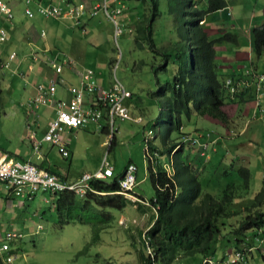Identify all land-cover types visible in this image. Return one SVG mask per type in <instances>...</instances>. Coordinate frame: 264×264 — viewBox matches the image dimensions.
<instances>
[{"label":"crops","instance_id":"0c3cea01","mask_svg":"<svg viewBox=\"0 0 264 264\" xmlns=\"http://www.w3.org/2000/svg\"><path fill=\"white\" fill-rule=\"evenodd\" d=\"M2 1L12 8L14 18L12 23L8 24L4 16L0 14V25L7 28L5 40L0 41V80L3 82L7 94H11L14 91L12 87V80L14 78L23 79L28 85L29 91L26 93L25 97H22L25 99L23 103L17 105L9 103L0 108V151L8 154V156L14 160L30 161L38 167L56 174L62 181L72 182L84 172L94 173L99 169L104 154L107 153L108 155V153L114 150L117 142L123 140V129H128L136 139H139L141 144L145 138L144 133L147 129L145 124L146 119L144 117L145 112L142 111L145 109L143 107L137 108V111L134 109L137 107L136 104L132 103V99H135L133 97L134 94L131 90L127 89L131 93V96L127 98L129 99L128 103L131 106H127L131 112L134 113H132L133 116L142 115L144 119L141 116L142 120L140 122L131 120L117 121L118 126L116 125V132L119 133V128L121 132L119 134L115 132L114 141L110 143L109 146L107 144L108 132L105 133L106 131H102L103 120L100 125L86 124L77 128L66 129L61 133V138L67 142L69 150V155L67 157L62 156L58 151L57 146L49 142H41L38 151L33 149L31 136L33 135L35 139H41L46 133L49 121L56 114L54 99L68 98L70 96L67 87L78 83V75L76 71L80 72L85 67L92 68L95 71V80L98 83L105 87H108L112 83V80H110L100 68V65L104 64V60L102 59L104 56H102L98 50L102 41L101 38L105 36L110 37L111 31H113V26L103 14H100V12L94 17H90L88 14L85 15L82 18L80 25L76 26L70 19L42 17L38 14L27 16L24 14V9L26 7L24 0ZM79 1L86 2L88 9L100 2V0H32L29 6L34 10L38 3L47 4L49 2H57L62 4L63 2L77 3ZM122 1L124 9L119 15V18L125 23V25L129 26L127 28L131 29L133 32L138 25L146 24L149 14L148 4L146 2L143 1L138 3L137 0H131L132 2L129 3V0ZM196 1L195 4L198 5V7L206 6V0ZM226 3L227 6L224 9L215 11L205 18L203 28L210 38L218 37L220 29L230 31L237 35V43L222 42L215 45L216 55L214 63L216 65V71L223 77V79H226L227 77L240 79L246 84L247 88L252 91L253 98L251 100L240 102V104L236 102H227L223 105L222 109L229 117L228 125H223L218 120L207 116H200L201 122L204 123L205 128L196 130L197 132L192 136L202 134L201 141L206 140L210 142L208 156L201 157L199 147L190 144L185 146V151L188 153V160L191 164H196L199 158L205 160V165L207 163L210 164L216 159L217 168L221 169L222 166L224 167L222 170H228L233 173L240 165L249 167L248 163L250 157L248 151L237 153L235 148H242L243 145L251 143L252 138L249 134V129L252 124L264 127V112L262 111L264 108V82L261 83V91L258 94L259 101L258 104H256L257 99L254 93L255 86L253 81L254 75L264 72V49L258 56L255 54L253 38L251 35L252 27L259 26L264 21V0H226ZM140 4L143 5V8H141ZM142 21L143 23H141ZM223 23H226L227 25ZM85 29L86 31L87 29L92 31V36L90 38H85V35H82V33H85ZM73 31H75V36L73 35ZM132 32L130 33L133 34ZM171 37L172 39L169 38L167 44L165 43L166 45H161L162 48L164 47L166 50H169L173 45L172 43L179 40L177 36ZM82 41H88V43L85 44L83 42L84 47L81 51L79 45H82ZM11 52H16L14 58H10L9 55ZM56 52L66 54L73 59L75 63L72 67L63 68L62 72L58 75H56L45 63V55ZM32 53H38L40 59L33 60ZM156 56L160 58V55ZM171 66L175 71L176 67L174 65ZM50 76H57L58 78L57 89L52 101L48 105L41 106L37 109L27 107L26 102L35 93L34 86L38 83L46 82ZM5 78L8 79V81H6ZM0 91L2 90L0 89ZM158 116H161L163 120H165L164 110H162ZM195 117L197 116L192 115L187 120L192 121ZM130 122L138 125L141 135L137 129H133ZM161 127L163 129V135H166L167 124L162 123ZM180 130L183 132V126ZM89 131L99 133L100 135L98 139L95 141L89 139ZM173 133L178 135L177 132ZM183 133L186 134L185 132ZM177 137L178 136L174 138L176 141L178 140ZM169 138L170 140H174L172 139V133H170ZM229 139L231 140L228 141ZM225 145L230 147V155L225 154L226 152H221L222 148L219 147H224L226 151L227 147ZM212 148H215L216 150L213 151ZM80 151H84V153L90 152L97 158L96 163L90 166L89 169H87V166L74 167L75 161L79 160L77 155ZM226 155L228 156L229 161H226ZM144 156L148 159L145 151ZM161 159L163 160V157L160 158V160ZM129 162H132V160H129ZM163 162L164 167L166 168L167 162L165 160H163ZM244 162L247 164H243ZM125 168L126 166L118 172L116 167L113 166V174L111 178L114 176H122ZM166 169L171 173L170 167ZM137 170L135 172L136 177L138 175L136 174ZM1 183H3V187H0V226L5 221L7 222L9 220V212L15 214L14 218H16V210L11 205L12 201L15 203L16 208L21 210L25 205L24 202L18 201L14 195L11 194L8 184L4 182ZM234 183L236 185H242L241 178L239 177ZM217 189L218 188L215 186L212 188L207 187V190H209L210 193L217 192ZM203 191H205L204 188ZM39 193H42L41 197H43L44 202L45 200H48L49 202L47 197L48 195L52 196V193L49 191H41ZM133 194L137 198L142 195L143 200L150 198L145 196V194L136 192L135 189L133 190ZM240 196L234 200L231 209L239 210L247 204L243 198H240ZM15 199L19 202L18 204ZM2 204H5V207L3 206L4 209L1 207ZM51 205L52 206L49 208H52L55 212L53 202ZM34 215H39V213L35 212ZM40 216V218L43 219V211ZM120 218L123 220H131L134 223L133 226H135L137 231V240L138 231L142 233L146 227L152 224L151 211L147 208L145 209L143 206L142 209H138L135 203L125 207L119 213L117 221H120ZM52 219L55 220L53 227L57 229L56 219L53 217ZM23 227L28 231V228L31 226H29L28 222L25 223L23 220ZM41 227L42 225L38 224L34 229L30 228V232H23L22 234H34L38 230L41 231L43 229V227ZM6 232L7 231H5L4 234ZM250 233L251 231H249V234ZM132 236L135 235H129L127 237L130 240ZM100 241H103V239H100ZM1 242L2 241L0 240V244ZM233 247L234 246L231 248L233 249ZM132 248L133 251L136 250L134 247ZM257 248L253 250V253L251 254V264H264V243L262 248ZM124 251L125 250L122 252ZM129 251V249L126 250V252ZM98 252L99 251H97L99 257L103 259H109V255L111 256L110 252L108 256H103L101 252ZM4 254L5 253L0 251V259L2 258L1 255ZM200 261L201 259L199 262ZM138 264H140V262Z\"/></svg>","mask_w":264,"mask_h":264},{"label":"trees","instance_id":"16d2710c","mask_svg":"<svg viewBox=\"0 0 264 264\" xmlns=\"http://www.w3.org/2000/svg\"><path fill=\"white\" fill-rule=\"evenodd\" d=\"M137 1L148 4L149 14L146 24L135 28L134 41L141 48L146 42L145 46L153 54L162 57L163 65L152 66L155 74L160 70H166L168 64L176 67L170 79L158 83L156 90L149 93L151 98L157 100L161 110H164L165 117L163 120L161 116H157L153 127L162 125L163 121L167 124V134L161 136L162 147L148 141L150 155L147 159V172L154 195L148 199V206L142 205L139 201L133 202L121 193L118 181L121 175L93 179L91 185L95 191H88L84 198H79L74 192L67 190L52 193L57 229H62L69 223H90L91 238L82 250L86 254L90 247L101 239L102 231L109 233L112 224L117 223L119 213L126 206L135 203L138 209H142V206L149 209L152 220V225L146 232L147 239L138 231V240L136 236L129 240L130 245L138 253L140 264H150L145 251L146 243L153 248L159 264H173L182 256L195 254H198L201 260L215 257L231 244L234 246L233 249L259 244L260 240L253 238L257 236L254 230L264 226V174L261 187L254 194L252 203L245 204L239 210L231 209L238 197L235 192L243 186L246 190L249 188V168L240 166L236 169L242 185L228 183L216 194L203 191L200 176L204 172L205 160L199 158L196 164L190 163L188 153L185 151L187 145L182 141L186 134L180 130L183 126V117L189 119L192 115L207 116L228 125L229 117L222 109L223 105L227 102L239 103L253 98V93L249 89L231 93L225 79L216 71L215 45L222 42L237 43V35L220 29L218 37L210 38L203 28L205 18L215 11L224 9L227 6L226 0H206V6H199L201 8L195 4L196 0H165L170 5V11L172 5L175 6L171 12L172 18L180 23L177 35L179 40L175 41L169 50L157 47L152 37L153 23L160 15V0ZM251 35L255 54L258 56L264 49V21L259 26L252 27ZM183 43L188 46L191 63L183 53ZM112 63L113 60L110 61V64ZM102 131L108 132V125L105 122L102 124ZM173 132L178 133L177 139L180 141L170 140V133ZM163 155L168 157L172 155L171 173L160 160ZM224 174H230V171L226 170ZM138 198L143 200L142 195ZM90 209L95 210L91 221L85 215ZM108 209H115L118 212L113 213ZM232 216L238 217L237 227L225 229L226 225H230L227 220ZM223 227L227 230L226 234L222 230ZM229 234H232L233 238L229 239ZM249 235L251 240L248 239ZM1 238L0 236V240ZM262 246L263 243L257 249ZM253 250L255 249L248 253L249 264ZM96 261L97 264H114L110 259L100 258L99 254H96Z\"/></svg>","mask_w":264,"mask_h":264},{"label":"rangeland","instance_id":"374dc122","mask_svg":"<svg viewBox=\"0 0 264 264\" xmlns=\"http://www.w3.org/2000/svg\"><path fill=\"white\" fill-rule=\"evenodd\" d=\"M131 2L132 1L129 0V3ZM137 2L140 3L142 1ZM140 6L143 8L142 4H140ZM159 9L160 15L156 18L152 26V37L157 47H162V44H167L169 38L172 39L171 36L175 37L179 34L178 27L180 23H177L176 20L172 18L171 12L175 9L174 5H172V11H170L169 3L165 0H160ZM100 14L102 15V13ZM223 24L227 25L226 23ZM127 27L129 26L125 25L124 23L122 33L116 37L114 36L113 28L110 37L105 36L101 38L102 41L100 43L98 52L104 56V58H102L104 60V64H101L100 68L109 77V79L112 80V82L116 79L126 90L128 89L133 92V97L135 99H132V103L137 105V107L134 109L136 111L139 107H143L145 109L142 111L145 112L144 117L146 119L145 124L147 129L145 130V138L141 144L139 139H136L128 129H123V140L117 142L114 150L108 153L107 158L113 164V166L116 167L118 172L126 166L129 160H132V163H134L138 169L136 173L138 175L136 177V183L133 187V190L135 189L136 192L145 194L147 197H151L154 194V189L148 177V161L145 158L143 151L144 143L145 139H150V142L160 146L163 129L160 124H158L156 127H153L157 116L160 115L162 110L160 108L159 112L157 100L151 98L149 93L156 90L158 83L161 84L164 83L165 80L170 79L174 74V69L170 64H168L166 70H160L155 74L152 71V66H156L158 64L163 65L164 62H162V57L158 58L156 54H153L145 46L146 42L143 44L144 46L142 48L139 47V45L134 41L136 30L134 29L132 32L133 34H131L129 28ZM84 31L85 33H82V35H85V38H90L92 36V31H89L88 29L87 31L86 29ZM73 35L75 36V31H73ZM83 42L85 44L88 43V41H82V45H79V49L81 51L84 47ZM182 48L184 49L185 54L187 51L185 56H187V59L189 60L190 53L188 52L185 43L182 44ZM111 60H113L112 64H110ZM6 81H8V79H6ZM12 87L14 91L11 94H7L3 86V82L0 80V89L2 90L0 91V108L1 106L9 103L17 105L24 102L25 99L22 97H25L26 93L29 91L28 85L25 83V81L21 78H14L12 80ZM128 101L129 99H126L125 103L129 106L130 104ZM238 104H240V102ZM117 121L119 120L115 121L116 128L118 126ZM182 121L183 132L189 136L194 135L197 132L196 130L205 128L204 123L201 122V117L198 116L193 118L192 121H188L187 118L183 117ZM130 125L133 127V129H137V131L140 133L137 124L130 122ZM148 130H152V137H150ZM120 132L121 130L119 128V133ZM88 134L89 139H93L94 141L97 140L100 135L97 132L91 131H89ZM249 134L252 138L251 143L243 145L242 148H235L237 153L248 151L250 156L248 163V168L250 170L249 188L248 190H245V186H239L241 189L235 192V195L238 197L240 195H244L245 197L240 196V198H243V200H245V202L248 204L252 203L254 194L260 189L264 174V127L252 124L249 129ZM176 136H178L176 133H172V139H174ZM230 140L231 139L228 141ZM184 144L189 145V143ZM219 148H222V153L226 152L225 154L227 155L231 154L230 147H227L226 151L222 146ZM77 156L79 160L75 161L74 167L87 166V169H89V167L95 164L97 161V158L90 152L84 153V151H80L78 152ZM170 158L171 160L169 162ZM163 160H165L168 167H170L172 157L163 155ZM226 161H229L228 156ZM243 164L247 163L244 162ZM222 168L224 167L221 166V169L217 168L216 159L210 164L207 163L205 165L203 170L204 172L200 176V181L205 191H209L207 190V187L212 188L215 186L218 188L217 190H219L220 193L226 184L231 182L234 183L237 179H239V174L237 171L233 173L230 171L231 174L226 175L224 174L225 171L222 170ZM0 187H3V183L1 182ZM216 193L217 192L212 194ZM41 196L42 193L38 192L33 199L24 201L25 205L23 206L22 210L16 208L15 203L12 201L11 205L16 210V218H14L15 214L9 212V220L7 222L5 221L0 226L1 237L4 236L5 231H14L21 234L20 237L15 235V238H13L11 241L13 250L12 252L17 254V258L15 259L17 264H97V251L101 252L103 256H108L110 252L111 256L109 255V259L112 260L114 264L139 263L138 253L136 250L133 251V248L130 245V241L127 237L129 235L136 236L137 234L136 228L133 226L134 223L131 220H123L120 218V221H117L115 224L113 223L110 227V230H108V234L103 231L101 232L100 236L101 240L103 239V241L99 240L96 244L90 247L86 254H84L82 252L84 245L91 238V224L76 222L67 224L61 230L54 228L53 224L55 223V220H53L52 217L56 219V213L52 208H49L52 206L51 204L54 201V198L48 195L47 198L49 199V202L45 203L43 201V197ZM126 197L130 198L132 201H137V199L134 197ZM15 201L17 204L19 203L16 199ZM147 201L148 199H144L142 202H139L143 205H148ZM3 206L5 207V204L1 205L2 209H4ZM108 210L112 211L113 213L118 212L115 209ZM42 211L44 215L43 219L40 218ZM35 212H38L39 215H34ZM94 212V209H90L85 212V215L89 217V221L92 220L91 216H93L92 214ZM23 220L25 223L28 222L29 226H31L28 228V231H26L27 229L23 227ZM222 222L224 223V221ZM227 223L230 225H226L227 227H225V229L230 227L231 229L236 228L238 225V217H230L227 220ZM38 224L42 225L43 227L41 231L38 230L34 234H22L23 232H30V228L34 229ZM151 225L144 229L145 233L151 227ZM225 229L224 227L222 228L226 234L227 230ZM228 238H233L232 234H229ZM250 238L251 235L248 236V239ZM232 246L233 245H231V247ZM231 247L229 249H224L221 253L218 252L215 257L221 256L224 252H232L233 249ZM127 249L130 251L126 252ZM123 250L125 251L122 252ZM199 257L200 256L198 254L192 256H182L173 264H200Z\"/></svg>","mask_w":264,"mask_h":264},{"label":"built area","instance_id":"2783aa9c","mask_svg":"<svg viewBox=\"0 0 264 264\" xmlns=\"http://www.w3.org/2000/svg\"><path fill=\"white\" fill-rule=\"evenodd\" d=\"M32 0H24L25 9L24 14L32 16L38 14L42 17H50L55 19H70L74 25L79 26L82 18L88 14L90 17L96 16L99 12L108 19L114 28V36L122 33L124 23L119 18V15L124 9L122 0H101L100 3L88 9L86 2L79 1L77 3L57 2L38 3L33 10L29 4ZM0 14H2L8 24L13 21L12 8L0 0ZM132 32L131 29H129ZM7 35V28L0 25V41H4ZM10 58L16 56V52L10 53ZM33 60H39L38 53H32ZM45 63L54 71L56 75L60 74L65 67H72L74 60L66 54L56 52L45 55ZM78 75V83L69 85L67 87L68 98H55V116L49 121L46 133L41 139H35L32 135V146L35 151L40 148L41 142H49L57 146L58 151L62 156L67 157L69 150L67 142L61 138V133L66 129L77 128L86 124L100 125L101 121L108 125V146L114 141V134L117 131L115 121L131 120L140 122L142 117L140 115L133 116L125 100L131 96L118 80L105 87L95 80V71L92 68L85 67L80 72L76 71ZM254 93L256 95L258 104V94L261 91V83L264 82V72L254 75ZM225 84L231 93L242 92L247 88L246 84L240 79L234 77H227ZM58 85L57 76H50L46 82L38 83L34 86V95L26 102L27 107L37 109L41 106L48 105L55 94ZM264 112V108L262 109ZM150 137L152 132L148 130ZM202 134L196 136L184 135L182 141L189 143L192 146L199 147L200 156L207 157L210 146L209 141H201ZM145 139L144 151L149 157L148 141ZM215 151V148H212ZM107 153L101 161L99 169L94 173L84 172L75 181H62L58 176L50 171L38 167L30 161L14 160L8 154L0 151V181L9 185L10 192L14 197L21 202L33 199L34 196L41 191H49L50 193H58L64 190L72 191L79 198H84L88 191L94 192L91 185L93 179H103L112 176L113 166L107 158ZM168 168V166H166ZM137 167L134 163L129 162L119 178V185L121 193L126 196L134 197L137 201H143L133 195V187L136 183L135 172ZM128 198V197H127ZM130 199V198H129ZM47 203L48 200H45ZM40 227V226H39ZM259 239V244H252V246L244 245L238 249H233L232 252H224L219 257H207L201 260L200 264H249L248 253L264 243V226L254 230ZM15 235L21 236L20 233L14 231H7L1 238L0 251L5 253L1 255V264H17V254L12 252L11 241ZM142 237L147 239L146 233H141ZM260 237V238H258ZM251 240V238L249 239ZM146 255L149 256L150 264H159L155 258L153 248L146 243Z\"/></svg>","mask_w":264,"mask_h":264},{"label":"water","instance_id":"95a60500","mask_svg":"<svg viewBox=\"0 0 264 264\" xmlns=\"http://www.w3.org/2000/svg\"><path fill=\"white\" fill-rule=\"evenodd\" d=\"M189 62L191 63V57L189 56Z\"/></svg>","mask_w":264,"mask_h":264}]
</instances>
